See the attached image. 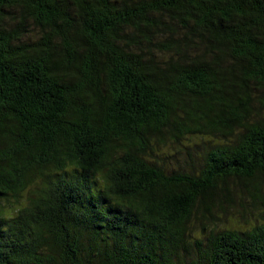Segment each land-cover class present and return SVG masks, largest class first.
Listing matches in <instances>:
<instances>
[{"label": "trees", "instance_id": "1", "mask_svg": "<svg viewBox=\"0 0 264 264\" xmlns=\"http://www.w3.org/2000/svg\"><path fill=\"white\" fill-rule=\"evenodd\" d=\"M0 264H264V0H0Z\"/></svg>", "mask_w": 264, "mask_h": 264}, {"label": "rangeland", "instance_id": "2", "mask_svg": "<svg viewBox=\"0 0 264 264\" xmlns=\"http://www.w3.org/2000/svg\"><path fill=\"white\" fill-rule=\"evenodd\" d=\"M186 147H187V154L189 153L190 155L192 154V155H194V160L195 161H197V163L198 162H200L201 161V155L203 154V152H204V150L202 151V148H201V146L198 144L197 146H194V147H192V148H190L188 145H186ZM183 152H186L185 150H182ZM173 156H179L180 157V159L182 160V161H178V162H180V163H172V162H170V161H166V162H164L163 164L167 167V168H176L177 166H184V158L183 157H185V156H182L180 153H176L175 155H173ZM4 208V207H3ZM5 213L7 214V213H10L9 212V208L8 209H6L5 210ZM255 214H257L258 216H259V218H260V215L262 214V212H256ZM252 221L250 220V223H251ZM240 227H243V228H246L247 226H245L244 224H242V225H239Z\"/></svg>", "mask_w": 264, "mask_h": 264}]
</instances>
